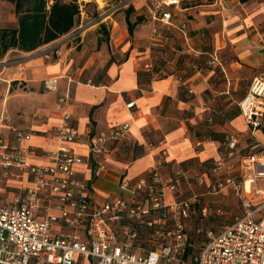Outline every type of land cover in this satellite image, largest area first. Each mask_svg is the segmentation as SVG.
<instances>
[{
  "label": "built area",
  "instance_id": "obj_1",
  "mask_svg": "<svg viewBox=\"0 0 264 264\" xmlns=\"http://www.w3.org/2000/svg\"><path fill=\"white\" fill-rule=\"evenodd\" d=\"M129 0H120L124 4ZM181 0H156L150 18L169 24L172 13L166 9ZM264 11V3L260 6ZM184 30V26H181ZM165 36L158 26L150 30V40ZM264 49V31L254 45ZM60 54V50L54 51ZM173 45L163 46L159 58L144 67L149 79L164 77L175 70ZM198 54V53H197ZM195 60L197 55L191 53ZM218 63L211 55L207 65ZM198 64L195 65V68ZM178 79H183L181 75ZM59 76L42 80L47 92L58 89ZM67 76L65 90L56 97L59 123L48 132L54 149L40 150L31 141L33 132L11 122L0 113V182L14 179L20 187L8 201L0 198V261L8 264H264V145L257 132L264 127V72L254 75L245 94L236 102L247 126L248 145L239 160L238 177L215 176L223 158L211 169L205 192H196L208 175L197 173L192 181L183 164L175 163L169 176L163 170L167 150L162 147L154 164L134 181L119 180L120 194L97 199L92 179L108 168L129 131L127 122L107 129L82 133L66 110L71 99ZM191 92L192 90H188ZM226 93H228L226 91ZM134 101L125 107L134 108ZM159 142L157 145H161ZM83 146L79 153L70 145ZM200 143H198L199 145ZM238 136L226 134L225 153L232 155ZM156 144L148 143L149 149ZM231 169V168H230ZM89 171L90 177L84 176ZM212 180V181H211ZM187 183L186 195L180 190ZM198 190V189H197ZM230 190L241 206L239 216L219 230L207 231V241L195 254V243L187 231L194 216L208 218L222 214L219 206L205 202L207 195Z\"/></svg>",
  "mask_w": 264,
  "mask_h": 264
},
{
  "label": "crops",
  "instance_id": "obj_2",
  "mask_svg": "<svg viewBox=\"0 0 264 264\" xmlns=\"http://www.w3.org/2000/svg\"><path fill=\"white\" fill-rule=\"evenodd\" d=\"M77 1L80 5L93 3L98 16L100 9L109 5L108 0ZM154 1L129 0L117 18L107 14L105 20L100 19V23L111 24L112 34L108 42L100 45V56L104 58L101 65L106 67L102 75L93 77L94 83L79 80L83 67L69 73L70 65L64 57L53 55L56 49L63 53L62 46L70 40L65 35L32 51L9 49L0 56V113L10 115L17 126L31 130V141L40 150L56 146L47 134L60 121L61 112L55 109V102L68 84L67 76L73 81L69 84L71 99L66 110L82 133L122 122L130 125L122 146L108 159V168L91 181L97 199L120 194L121 177L134 181L144 175L162 147L167 150L165 176L170 175L175 163L183 164L190 181L197 173L210 177L197 187L200 190L208 187L211 169L222 158L224 165L215 176L225 178L234 173L238 177L239 160L247 151V126L236 102L247 91L252 77L264 72V49L254 48L258 33L264 31V11L260 8L264 0H181L179 5L166 8L172 13L169 24L150 18ZM0 6L8 8L16 22L13 4L0 0ZM129 6L133 10L126 18ZM153 25L161 29L164 40H150ZM118 27L119 33L114 34ZM90 29L78 30V36ZM167 45L179 51L173 58L175 70L149 79L144 67L156 61ZM12 52L19 53L17 59L6 62ZM191 53L197 55L195 60ZM211 55L217 56L218 63L209 66ZM179 75L183 79H178ZM48 76H59L57 91H40L41 81ZM132 100L134 108L129 110L125 104ZM230 133L238 136L232 155L223 148L224 137ZM257 135L264 145V127ZM159 142L161 145H157ZM148 143L157 147L149 149ZM70 145L85 153L83 146ZM90 175L84 172L85 177ZM3 183L14 193L29 185V180L20 184L6 179L0 182ZM180 190L186 193L187 183L183 182Z\"/></svg>",
  "mask_w": 264,
  "mask_h": 264
},
{
  "label": "rangeland",
  "instance_id": "obj_3",
  "mask_svg": "<svg viewBox=\"0 0 264 264\" xmlns=\"http://www.w3.org/2000/svg\"><path fill=\"white\" fill-rule=\"evenodd\" d=\"M97 2L102 5L101 2ZM107 4L109 5H105L104 9H100L101 11L99 16L98 11L96 10L93 3L80 5L81 11L83 13H80L79 19L77 20L75 26L68 33L63 34V36H67L66 40H70L62 46V55L58 56V54H56L55 52L53 54L57 57H64V62L70 65L69 73H75L76 70H81L80 68L83 67L81 71L82 77L81 79L79 78V80L83 82L91 81L92 83H94L93 77L102 75L106 67V64L101 65V62L104 58H101L100 56V45L102 41L108 42L112 31L111 24L100 23V19L105 20L108 15H111L113 18H117V16L121 15V12L124 10L122 7L124 4L120 3V1L117 3L108 1ZM100 5L99 8H102ZM14 22L15 21L13 19V16L10 15L9 9L6 7L2 8L0 6V26L13 24ZM96 22L97 24H93ZM87 28H91L90 31H87L82 37H79L78 30ZM119 31L120 28L118 27L117 30H115L114 34H118ZM99 40L101 41L99 42ZM18 54V52H12L7 57L8 59L6 60L8 61L6 62L17 59L16 56ZM91 56L94 57L91 59ZM88 60L89 63H87ZM91 60H93L92 63ZM89 76L91 78L87 81ZM40 91L47 92L43 88L42 81L40 85ZM225 94L228 93L225 92ZM236 175L232 173V176L236 177ZM220 180H224V178H220ZM19 188H17L15 192H17ZM207 190H209L208 187L201 188V190L196 189L195 191L205 192ZM14 193L12 192V189L9 185L7 186L5 183L0 184V198L2 202L8 201ZM186 194L187 193H184V195ZM205 202L209 205L219 206L222 209V214L218 217L210 216L208 218L194 216L190 219V221H188L186 226L187 231L191 236L192 241L195 243L194 251H192L191 254H195L198 248L207 241L208 230H219L223 225L231 223L235 219V217L239 216L241 213L240 202L235 194H233L230 190L221 191L217 195H207L205 197ZM260 214L264 216V208L261 210ZM86 261V259H82L80 263L85 264Z\"/></svg>",
  "mask_w": 264,
  "mask_h": 264
},
{
  "label": "trees",
  "instance_id": "obj_4",
  "mask_svg": "<svg viewBox=\"0 0 264 264\" xmlns=\"http://www.w3.org/2000/svg\"><path fill=\"white\" fill-rule=\"evenodd\" d=\"M13 4L16 22L0 26V56L9 49L32 51L63 34L77 23L81 12L77 0H4ZM119 2L120 0H108ZM133 10L127 8L128 13ZM141 19L137 18L139 22ZM128 30L132 24L128 21Z\"/></svg>",
  "mask_w": 264,
  "mask_h": 264
},
{
  "label": "water",
  "instance_id": "obj_5",
  "mask_svg": "<svg viewBox=\"0 0 264 264\" xmlns=\"http://www.w3.org/2000/svg\"><path fill=\"white\" fill-rule=\"evenodd\" d=\"M0 264H8V263H5V262L0 261Z\"/></svg>",
  "mask_w": 264,
  "mask_h": 264
}]
</instances>
